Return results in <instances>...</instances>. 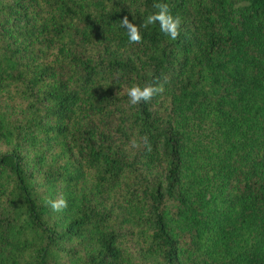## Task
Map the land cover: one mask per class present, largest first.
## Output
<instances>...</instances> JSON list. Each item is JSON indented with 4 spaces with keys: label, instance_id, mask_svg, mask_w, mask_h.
I'll return each mask as SVG.
<instances>
[{
    "label": "trees",
    "instance_id": "trees-1",
    "mask_svg": "<svg viewBox=\"0 0 264 264\" xmlns=\"http://www.w3.org/2000/svg\"><path fill=\"white\" fill-rule=\"evenodd\" d=\"M0 264H264V0H0Z\"/></svg>",
    "mask_w": 264,
    "mask_h": 264
},
{
    "label": "clouds",
    "instance_id": "clouds-1",
    "mask_svg": "<svg viewBox=\"0 0 264 264\" xmlns=\"http://www.w3.org/2000/svg\"><path fill=\"white\" fill-rule=\"evenodd\" d=\"M158 11L154 14H151L147 17L143 27H147L151 24L158 23L160 30L171 40L177 39L180 33L181 18L173 16L169 10V7L166 3H156L153 5ZM122 25L127 29L129 35L130 43H141L142 36L140 34L139 28L131 23L127 17H124L121 21ZM163 88L158 84H149L144 87L132 86L128 89L127 95L129 97V102L131 105H138L142 102H150L154 96L161 93ZM148 150L151 151V146L147 145V137L144 138ZM49 206L55 212H59L67 207V201L63 198L57 199L55 201L49 200Z\"/></svg>",
    "mask_w": 264,
    "mask_h": 264
}]
</instances>
